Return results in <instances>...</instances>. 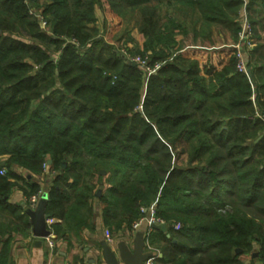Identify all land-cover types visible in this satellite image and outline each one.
<instances>
[{
	"label": "trees",
	"instance_id": "16d2710c",
	"mask_svg": "<svg viewBox=\"0 0 264 264\" xmlns=\"http://www.w3.org/2000/svg\"><path fill=\"white\" fill-rule=\"evenodd\" d=\"M244 18L256 44L239 72ZM123 22L141 46L116 36ZM214 29L231 42L215 47ZM122 38L158 69L126 59ZM48 160L57 237L93 229L94 199L113 232L155 202L154 264H242L254 244L264 257V0H0V264L31 225L9 195L28 208Z\"/></svg>",
	"mask_w": 264,
	"mask_h": 264
},
{
	"label": "crops",
	"instance_id": "0c3cea01",
	"mask_svg": "<svg viewBox=\"0 0 264 264\" xmlns=\"http://www.w3.org/2000/svg\"><path fill=\"white\" fill-rule=\"evenodd\" d=\"M130 34L134 39L135 45L141 46L143 37L135 29ZM181 52L185 55H187L186 53H190L185 48H182ZM50 180L51 177L49 175L40 174L37 177V181L40 183V189L46 192L45 189L49 186ZM8 201L13 204L23 205V208L26 209V214L31 209L29 206L28 208L25 207V197L17 188L12 190ZM49 218L52 228L55 224L60 223V219L58 218ZM91 222L93 229L85 228L79 236H74L73 233H67L64 237H57L53 229V248L49 247L44 237H36L33 235L31 225L29 229L22 233H10L7 264H63L64 262L71 264H104L105 261L101 251L102 242L107 243L116 252V246L119 242H125L128 246L132 247L133 238L137 232L146 234L148 231L149 235L154 230L144 222L135 231H128L124 227L117 232L109 230L103 224L96 199L93 200V216L91 217ZM106 229L110 232V242H107L105 239L104 233ZM8 235L9 233L5 232L3 237ZM149 249L145 247L146 251H150ZM257 250L258 246L254 244L251 252L240 255L239 259L242 264H264V257H261L257 253ZM157 256H160V254L154 252L152 255L154 257L153 264ZM116 264L124 263L118 260Z\"/></svg>",
	"mask_w": 264,
	"mask_h": 264
},
{
	"label": "built area",
	"instance_id": "2783aa9c",
	"mask_svg": "<svg viewBox=\"0 0 264 264\" xmlns=\"http://www.w3.org/2000/svg\"><path fill=\"white\" fill-rule=\"evenodd\" d=\"M30 13H33V11H30ZM35 16L38 17L40 26L42 28H46L47 22L42 17V15H40L38 13V14H35ZM244 21H246L245 18H244ZM247 25H249V24H247ZM120 52L129 61L135 62L138 65H140L145 70L146 75L153 73L160 66V62H154L153 64H149L146 56L142 57L138 54H132L127 48H121ZM236 57H237V63H236L237 71H239V72L244 71L245 72L246 71V64H245L246 60L243 59V55L241 54L240 49L237 50ZM3 173H4V169L1 168L0 174H3ZM55 173L56 172L50 167L48 162H44L42 164L41 174H47L52 178V176H54ZM43 197H46V192H44L42 189H39L35 194H32L31 196H29L27 198L28 206L31 209H34L36 204L38 203V201ZM140 211L143 212V215L139 219L135 220L132 223V230L133 231H135L140 226V224L143 222L146 223L147 226H150L151 224H157V225L165 224L164 220L160 216H158L156 213L155 203H152L148 206L140 207ZM49 220H50L49 217L46 218V220H45L46 229L48 230V234L44 237V239L46 240L49 247L53 248L54 247V241H53L54 232H53V228H52ZM179 227H180V223L176 222L173 224V228L175 230L179 229ZM104 235H105V239L107 240V242H110L111 236H110V232L108 229L105 230ZM143 237H144L146 247L150 248L148 245V231L146 234H143ZM153 259H154V257H149L142 264H153ZM63 264H71V263L64 262ZM104 264H106V263H104Z\"/></svg>",
	"mask_w": 264,
	"mask_h": 264
},
{
	"label": "water",
	"instance_id": "95a60500",
	"mask_svg": "<svg viewBox=\"0 0 264 264\" xmlns=\"http://www.w3.org/2000/svg\"><path fill=\"white\" fill-rule=\"evenodd\" d=\"M47 162L50 163L51 161L48 160ZM45 199L46 197L41 198L34 209L27 211L32 226V233L36 237H45L48 234L45 222L48 215L44 212ZM150 227L160 229L163 232L167 228L166 224H151ZM145 247L143 233L137 232L134 235L132 247L128 246L125 242H119L115 252L111 246L102 242L101 251L106 264H116L118 260L124 264H142L153 255L151 251H146Z\"/></svg>",
	"mask_w": 264,
	"mask_h": 264
},
{
	"label": "rangeland",
	"instance_id": "374dc122",
	"mask_svg": "<svg viewBox=\"0 0 264 264\" xmlns=\"http://www.w3.org/2000/svg\"><path fill=\"white\" fill-rule=\"evenodd\" d=\"M30 11H38V10H36V9H32V10H29V12ZM38 13V12H37ZM100 13V12H99ZM101 17V22H102V24H104V35L106 36V33L110 30V20L106 17L105 18V16H100ZM245 17V16H244ZM246 20V19H245ZM105 21V22H104ZM248 24V22H247V20L246 21H244V19H243V21H242V29H241V32H240V39H241V41H238V43H236L235 44V46L237 47V48H239L240 49V51H241V54L243 55V59H245L246 60V55H245V53H244V51H242L241 50V46H242V44L244 45H246V46H249V47H253V46H255V44H256V41H255V39H253L254 38V35H253V30H252V27L250 26V25H247ZM133 24H132V22H130V23H127V22H123L122 23V25H121V29H120V32L116 35V36H118L119 34H121V32H124V30H126V28L127 29H129L130 30V32L129 33H131L132 32V30L134 29L133 28V26H132ZM43 29V28H42ZM131 35V34H130ZM213 38H214V40L216 41V43H215V47H219V46H221L222 45V43H224L223 41H221V35H219L218 34V32L214 29L213 30ZM110 42H112V41H110ZM113 42H116L115 40H113ZM226 43H224V44H228V43H230L231 41H230V39H226V41H225ZM246 42V43H245ZM127 46V47H126ZM132 46H133V42H131V41H123V38L122 39H120L118 42H117V47H118V49H121V48H132ZM214 46H211V47H208V48H213ZM190 48L192 47V46H189ZM186 50L187 49H189V48H187V47H184ZM188 52V51H187ZM186 54H190V53H186ZM183 145H185L184 143H182V142H179L178 144H177V148L178 149H180ZM182 155H184L185 156V152H183L182 153ZM152 203H155V202H152ZM151 203V204H152ZM150 205V204H149ZM148 206V205H147ZM178 230V229H177ZM156 250V251H155ZM154 251H155V253H159L160 255H161V252L159 251V250H157V249H155Z\"/></svg>",
	"mask_w": 264,
	"mask_h": 264
}]
</instances>
